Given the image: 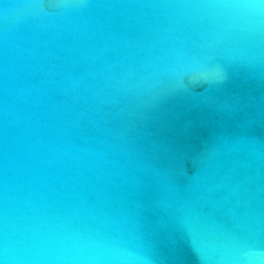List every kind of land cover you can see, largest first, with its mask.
<instances>
[{
  "label": "water",
  "instance_id": "95a60500",
  "mask_svg": "<svg viewBox=\"0 0 264 264\" xmlns=\"http://www.w3.org/2000/svg\"><path fill=\"white\" fill-rule=\"evenodd\" d=\"M0 264H264V0H0Z\"/></svg>",
  "mask_w": 264,
  "mask_h": 264
}]
</instances>
